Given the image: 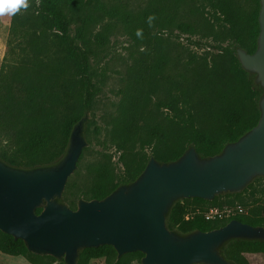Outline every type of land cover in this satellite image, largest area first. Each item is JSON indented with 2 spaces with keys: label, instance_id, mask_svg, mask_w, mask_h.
<instances>
[{
  "label": "trees",
  "instance_id": "trees-1",
  "mask_svg": "<svg viewBox=\"0 0 264 264\" xmlns=\"http://www.w3.org/2000/svg\"><path fill=\"white\" fill-rule=\"evenodd\" d=\"M199 4L231 15L241 29L235 44L220 49L228 67L225 80L217 76L215 63L209 64L207 57L196 58L184 46L173 58L171 50H162H166L164 45L149 52L151 41L158 43L161 38L154 33L148 38V29L195 36L211 27L194 0H147L134 7L108 0H28L27 8L11 16L0 74V158L25 168L61 158L74 124L92 110L101 92L90 61L107 46L116 29L142 49L134 59L138 68L131 81L135 85L133 94L127 87L121 91L115 114L102 119L104 143L116 145L127 172L115 180L110 172L95 170L83 179L76 172L62 197L68 206L75 209L80 199H103L119 185L136 179L150 157L173 161L189 146L201 157H209L237 141L256 125L260 115L262 90L236 56L237 48L249 54L256 50L259 0H199ZM162 95V106L156 105ZM224 101L234 103V108L222 107ZM146 148L152 149L150 156L129 166L133 152ZM251 186L232 196L240 197ZM218 197L212 201H178L167 219L168 228L182 234L209 231L232 219L264 227V201L248 206L247 218L236 215L206 221L203 212L211 208L201 206L216 208ZM198 209L200 213L185 219ZM0 253L33 263L43 259L30 253L21 240L1 231ZM243 253L264 255V242L233 240L223 248L224 257L236 263ZM112 256L111 264H129L128 258L143 254L134 252L117 258L113 247L103 245L82 250L78 264Z\"/></svg>",
  "mask_w": 264,
  "mask_h": 264
},
{
  "label": "water",
  "instance_id": "water-1",
  "mask_svg": "<svg viewBox=\"0 0 264 264\" xmlns=\"http://www.w3.org/2000/svg\"><path fill=\"white\" fill-rule=\"evenodd\" d=\"M259 6L256 50L249 54L236 49L241 67L262 90L254 127L213 156L201 157L189 146L173 161L150 157L136 179L101 200L80 199L72 209L62 197L87 146L84 115L56 162L25 168L0 158V231L21 240L30 253L64 264H77L82 250L103 245L113 247L117 258L142 253L140 264H233L223 255L230 241L264 242L263 226L236 219L186 234L167 225L178 201L239 194L264 178V0Z\"/></svg>",
  "mask_w": 264,
  "mask_h": 264
},
{
  "label": "rangeland",
  "instance_id": "rangeland-1",
  "mask_svg": "<svg viewBox=\"0 0 264 264\" xmlns=\"http://www.w3.org/2000/svg\"><path fill=\"white\" fill-rule=\"evenodd\" d=\"M110 2L129 4L134 7L136 4H143L147 0H108ZM248 0H244V2ZM194 5H199V14L208 20L211 27L205 33H198L195 36L181 34L176 30H171L166 34L156 29L146 30V36L149 38L151 34H158L161 41L156 43L151 41L152 50L159 49L164 45V52H168L173 58L179 54L180 46H184L189 54H195L196 58L207 57L209 64L217 68V76L221 80L229 77L227 72V63L221 55V48L226 45H233L236 42L237 35L241 33V29L236 26L235 20L231 15H223L219 10L203 7L199 4V0H194ZM11 16L0 17V74L4 64V58L7 50V40L9 35ZM199 21V18L197 19ZM199 23V22H198ZM96 30H99L97 28ZM142 49L135 47L131 38L119 29H116L110 36L109 42L97 56L93 57L90 65L95 76V81L101 90L97 97L92 110L88 112L87 122L85 125V139L87 146L83 149L81 157L78 160L76 172L79 178H89L94 174L95 170L101 173L110 172L115 179L123 176L127 171L126 167L120 161V153L116 150V145L104 143V132L102 127V119L107 115H114L120 100V92L124 89L129 90L133 94L135 85L131 82L138 68L134 59L139 57ZM162 97H158L156 105L162 106ZM234 103L224 101L222 107L233 109ZM89 125V133H87V124ZM152 152L151 148L143 150L137 149L133 152L128 160L129 166H135L136 163L147 159ZM70 177V178H71ZM250 189L236 198L233 194L220 195L216 200V208L231 210L234 216H249L248 206H258L264 201V178H257L252 183ZM242 193V192H241ZM253 204V205H251ZM68 205V204H67ZM203 209L213 208L208 205L201 206ZM240 208L242 213H237ZM199 210V209H198ZM264 215V214H263ZM230 217V218H231ZM227 220V219H225ZM40 262H31L24 257H11L0 253V264H64L63 261H57L51 256H42ZM53 258V260L51 258ZM142 257L128 258L129 264H140ZM113 256L110 258L92 259L88 264H111ZM233 262V261H231ZM78 264V263H77ZM233 264H264L263 254L243 253L239 261Z\"/></svg>",
  "mask_w": 264,
  "mask_h": 264
},
{
  "label": "clouds",
  "instance_id": "clouds-1",
  "mask_svg": "<svg viewBox=\"0 0 264 264\" xmlns=\"http://www.w3.org/2000/svg\"><path fill=\"white\" fill-rule=\"evenodd\" d=\"M28 7V0H0V17L13 16ZM139 35V33H137Z\"/></svg>",
  "mask_w": 264,
  "mask_h": 264
},
{
  "label": "built area",
  "instance_id": "built-area-1",
  "mask_svg": "<svg viewBox=\"0 0 264 264\" xmlns=\"http://www.w3.org/2000/svg\"><path fill=\"white\" fill-rule=\"evenodd\" d=\"M200 213L199 210H195V212H192L188 215H186L185 219L190 218L193 214ZM237 213H242V210L240 208L237 209ZM233 215L231 210H224V209H218V208H211L208 210H205L203 212V218L206 221H216V220H223L228 219Z\"/></svg>",
  "mask_w": 264,
  "mask_h": 264
}]
</instances>
